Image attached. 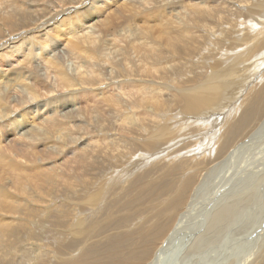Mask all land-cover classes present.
Masks as SVG:
<instances>
[{
    "label": "bare ground",
    "instance_id": "obj_1",
    "mask_svg": "<svg viewBox=\"0 0 264 264\" xmlns=\"http://www.w3.org/2000/svg\"><path fill=\"white\" fill-rule=\"evenodd\" d=\"M119 1L0 0V166L8 170L6 176L0 174V180L7 181V175H12L16 171L11 161L13 159L23 160L26 164L27 156L36 155L39 159L43 158L45 162L49 161L45 170L59 179L65 176V172L70 173L80 160L87 167V179L85 175L75 174L80 189L77 192L81 191V194L85 195L83 207L91 206L101 200L109 188L105 184V177L93 183L90 176L98 179L105 176L111 162L115 169L113 172H117L118 178L119 174L126 177L125 174H131L132 171L147 164L152 165L153 161L163 157L166 165L162 166L167 170L163 172L167 179L165 183L168 185L170 180L168 177L180 174L183 162L180 160L173 166L169 158L174 156L169 157V152L161 154L162 156L160 153L173 147L172 142L185 135L190 127L198 132L207 130L194 137L188 135L191 141L186 147L188 152H183L185 155L182 153L180 157H174L176 159L183 157L190 162L200 157L198 162L201 168L198 172L201 175H197L200 179L195 182L190 175L196 171L189 169L178 179L180 186L178 195H175V192L171 193L170 201H177V196L185 199L183 210L173 216L166 235L152 249V254L148 256L149 250L143 248L140 252L144 256L135 257L139 259V263L148 259L146 264H250L258 261L257 257L262 256L264 252V70L260 75V81L250 86L244 93L230 94L227 81L237 75H243L251 68L248 64L240 68L244 63L240 60L245 61L247 55L264 48V36L258 38L259 31L264 29V19L259 22L260 17L264 18V0L256 1L250 10H245L248 15L253 14L251 16L253 22H257L261 28L257 25L256 29L260 28L258 31L253 28L254 31L244 34L247 39L244 36L236 37V33L233 41L235 45H247L245 41H249L250 46L246 49L244 46L240 54L233 55L232 61H227L231 56L224 50L215 47L217 42L213 41L209 45L207 39V43L204 41L205 37H194L197 28L212 29L213 23L222 25L223 19L220 16L225 14L215 18L217 14L224 13L223 7L229 5L228 2L125 0L120 4ZM112 5L116 6L113 10V14L117 15L115 20L112 21L110 18L111 21L99 20L101 14ZM164 17L170 21L171 18H175L179 24L174 22L172 27L162 24ZM94 18L97 20L92 24L93 29L84 33V30L89 28L85 24L92 22ZM226 18L225 16V20ZM229 20L226 22L231 26L232 21ZM150 21L154 22L148 23ZM253 22L251 20L250 23ZM155 23L162 24L168 29L165 30L161 25L164 31L161 34L162 43L155 40L153 38L155 36H148L147 31L150 29L148 27ZM247 27L248 24L245 28ZM216 31H212L213 34ZM226 36L228 37L227 34ZM107 38L111 41L106 42ZM219 40L221 43L224 42V39ZM199 45L207 47V53L211 51L210 49L213 52L218 51L220 57L218 61H221L219 65L218 63L207 65L209 72L206 70L207 74L199 76L198 81L192 80L194 85L187 88L185 85L189 83L186 84L179 79L181 76L187 77V70L174 66L179 61L174 62L172 59H176V56L187 57L189 60L198 58L204 53L203 46L200 48ZM106 46L109 48L108 54L103 53V47ZM260 60L261 63L264 62V51L261 52ZM222 64L227 65L220 68ZM15 66H19L17 70L13 69ZM9 67L13 69L9 71L13 80H9L11 76H7V70H4ZM115 75L117 80H114ZM145 76L155 79L138 80ZM246 77L244 74V78ZM101 82L104 86L100 85ZM246 84L244 85L247 86ZM96 85L103 86V89L108 91L102 93L106 97L101 107L103 127L106 123L108 128L114 127L112 136L117 138L106 136L102 129L101 141L94 140L92 144L87 140L83 143L82 140L86 138L83 135L84 133L89 135L93 119L100 113V109L81 107L77 102H73L76 98L74 92L91 90ZM72 88L78 89L70 93L69 89ZM42 107H48L50 117L36 115V113L39 115ZM19 111H22L20 113L22 115L18 119L19 115L15 114ZM34 112L35 117L32 116ZM174 113L178 115L176 118ZM216 113H219L217 117L213 115ZM211 117L213 118L210 120ZM189 118L191 124L188 122V125L178 127L182 120L187 123ZM28 119H39V122L27 129L23 121ZM59 119L65 123H61ZM251 122H254V125L245 136L237 142H232L231 133L239 132L241 126ZM183 129L185 132H181ZM133 136H136L135 141L129 142L131 140L129 137ZM124 138H128L129 141H125ZM108 141L115 146L108 144ZM113 141H116V144H113ZM176 143L178 145L179 141ZM90 145L96 146V149L88 152ZM97 147L103 152V163L109 162L107 168H103V163L96 162ZM134 147L139 150H133ZM160 147L162 148L159 150ZM157 149L159 151H156ZM172 150L174 152V149ZM113 153H117L116 157L123 160L118 166ZM7 155L13 159L7 158ZM106 179L110 180L108 177ZM50 181L53 182L54 179L47 177L44 184L46 186L52 184ZM147 181L148 186L152 185L151 179ZM111 183L114 184L113 181ZM172 185L166 188V192ZM17 186L20 190H27L34 185ZM153 187H157V184L155 183ZM3 188L5 185H0V211H7V197L2 193ZM62 188L59 185V189ZM60 190L48 188L47 192L56 194L55 192ZM77 192L70 191L71 197L77 199L79 196ZM175 211L176 209L167 213L165 216L169 215L165 219H159L160 225L168 224L170 216L174 215ZM77 217L81 218L82 215L79 214ZM79 218H76V228L83 224V220ZM131 220L132 218L129 221ZM9 226L10 223L0 226V243L3 245L0 244V264H84L82 263L84 260H88V264H124L119 259L120 254L115 243V253L107 257L102 255V248H99L101 254L97 258L89 256L83 250L85 254L80 258L76 256L78 260L69 261L65 258L66 254L59 253L65 250L73 253L75 248H79L83 238H77L73 233L71 239L74 244H66L62 240L61 245L57 240L52 244H60L62 247L51 251L38 245L36 250L38 257L32 261V258L25 256L26 252L22 246L20 252L7 249L12 244L6 241L10 237L7 233ZM255 232L257 233L255 238L253 237V243L247 241L248 238L245 236L249 234L252 239L250 234ZM233 238L240 241L233 244L231 243ZM19 242L16 240V243ZM249 242L252 244L248 245ZM47 243L48 240L44 238L42 244ZM116 253L119 257L113 258ZM129 264L136 262L130 259Z\"/></svg>",
    "mask_w": 264,
    "mask_h": 264
},
{
    "label": "rangeland",
    "instance_id": "obj_2",
    "mask_svg": "<svg viewBox=\"0 0 264 264\" xmlns=\"http://www.w3.org/2000/svg\"><path fill=\"white\" fill-rule=\"evenodd\" d=\"M124 1L125 0H122V1L120 0L118 3L123 4ZM217 1H219V0H217ZM224 1L228 2L229 5H227L226 7H223L225 10L224 13L217 14L215 19H217L218 16L225 14V16L227 18L228 17H229V19L231 18V20L228 19L229 21H232L231 26H230V24L229 25L227 24V22H228L227 18L225 20V16L222 15V16H220L221 19H223L221 21L222 25H219V23H213L211 25V27L214 25L212 27V29H204L205 31L203 29L197 28L198 30L196 29L197 33L194 34V37H199V36L205 37L204 41L206 43L208 41L209 45L211 43H213V41L217 42L215 44V47H217L218 49H220L222 51L224 50V52H226L229 56H231V58H229L227 61H230V60L232 61L233 55L236 56V55L240 54L244 48L246 49V47L250 46V44H248L249 41H245V43H247V45L246 44L235 45L233 43V41H234L236 33H237L236 37L244 36V38L247 39V37L244 34H249V33H251L252 30L254 31V29H255V31H258V29L261 28L257 22H253L254 20L251 18V16L253 14L248 15V13L246 12L252 8L253 4L256 1H260V0H255V1L254 0H241V1L240 0H224ZM246 3H247V5H246ZM115 7L116 6L113 7V5H112V7L107 8L106 12L101 14L99 20L108 19L109 21H111L110 19H112V21H114L115 17L117 16L116 14H113V10ZM228 8H229V10H228ZM235 8H238V9L235 10ZM229 11H230V14H229ZM232 12H234V13H232ZM242 12L244 15L242 14ZM156 15H159V13H156ZM239 15H241V16H239ZM165 17L162 20V24H167L171 27L174 24V22L176 24H179L175 18H173V19L171 18L172 21H170L169 18H165ZM257 18H259V16H257ZM250 19L252 20L253 23H250L251 22ZM262 19H264V18L260 17L259 22H261L260 20H262ZM95 20H97V18H94L92 22H90V23L88 22L85 24V26H87L89 28L84 30V33H86V31L88 32V30L90 32L93 29L92 24L94 23ZM240 21H241V23H240ZM136 22L140 23L139 21H136ZM152 22H154V21H150L148 23H152ZM254 23H255V26L253 27ZM162 24L159 25V23H155L151 27H148L150 29H148V31H147L149 33L148 36H155L153 38L155 40H157L159 43H162L161 34L164 33V31H162V29H163ZM247 24L249 27L251 26V28H249V27L245 28V26H247ZM180 25L182 26L183 23H181ZM257 25L260 28L258 27V29H256ZM240 27L243 29L241 30ZM164 29L168 30L165 27H164ZM210 30H212L213 32L216 30L217 31L213 34L212 31L210 33ZM208 31H209V33H208ZM227 31H229V32H227ZM225 32H227V33H225ZM207 34H209V35H207ZM226 34L228 35V37L226 36ZM259 34H260V36H259ZM259 34H258V38L263 37L264 36V29L259 31ZM225 37H226V40H225ZM206 39H207V41H206ZM219 39H224V42L221 43V41ZM59 41H61V40L59 39ZM105 41L109 42V41H111V39L107 38ZM218 41H220V42H218ZM150 43H152V41H150ZM200 44H201V42H200ZM209 45H208V47H210ZM199 46L201 48L203 45H199ZM103 48H104L103 53L108 54V52H109L108 46L103 47ZM203 49H204V51H203L204 53H202V55H200L198 58H196V57H195V59L193 58V60H189L187 57L179 58L176 55L175 56H176L177 60L172 59V61H174V62L179 61L174 66H180L182 68L184 67V69L187 70V72H186L187 77H184V76L179 77L180 81H185L186 84L189 83V85H185L187 88H190L194 85V83L191 82L192 80L198 81V79L200 78L199 76H201L203 74L206 75L209 72L207 65H210L212 63H218L217 65L220 64L221 60L218 61V59L220 58L218 51L213 52L212 49L209 48L211 51L207 53V47L203 46ZM263 51H264V48L260 51H255L254 53H250L249 55H247V57L245 58L246 59L245 61L240 60V62H244L240 65V68L242 66H245V64H248L249 67H251L250 69H252V70L249 69L246 73H244L245 76H247L246 77L247 79L244 78V74L243 75L241 74L242 76L237 75L236 77H233L234 81H232L233 78L227 81V85H229L227 88H228V91L230 94L236 93V92L244 93L245 90H248V88H250V86L257 84L260 81V75L262 74V72L264 70V62L261 63V60H260L261 52L263 53ZM158 52H161V51L158 50ZM258 57H259V59H258ZM169 61H171V60H169ZM226 65L227 64H225V65L222 64L220 66V68H225ZM18 67L19 66H15V67H13V69L17 70ZM13 69L10 67H9V69L4 68V70H7V76H11L10 77L11 79H9V80H13V78H12L13 76L11 75L12 73L9 72ZM206 70H208L207 73L205 72ZM200 72H202V74ZM145 78L140 77V78H138V80L152 81L155 79V78L150 77V76H145ZM114 80H117L116 75H115ZM235 80L236 81L238 80V81L235 82ZM251 80L252 81L255 80V81H253L254 83ZM176 81H177V79L175 80V82ZM239 81H241V82H239ZM244 81H246V82H244ZM234 82H235V84H234ZM238 82H239V84H238ZM242 82L244 84H246L247 82L250 84L252 83V84L251 85L246 84L247 86H245L244 84H242ZM190 83H192V84H190ZM11 84H14V82H12ZM100 85L104 86V83L101 82ZM97 86H99V85H96L91 90L89 89V90H84V91H80V92L79 91L74 92L76 98L73 100V102L74 101L77 102L78 105H80L81 107L87 106L90 108L100 109V113L97 114L96 117L93 119V127L90 129V132H89V130H86L87 132H89V135H87L83 132L84 133L83 136L86 137L85 139L82 140L83 143L84 142L86 143L87 140L88 141L90 140L92 142V144H94V140H98V141L100 140L101 141L102 129L104 130V132H106V136H110V138L115 137V136H112V135H114V131H113L114 127L111 126L108 128L107 123L103 127V118H102L101 107L104 105L106 97L102 93H106L108 91L104 90L103 86H101V87H97ZM234 87H237V88H236V90L233 91L232 89ZM245 87H247V88H245ZM76 89H78V88H72V89H69V91L71 93L72 91H74ZM78 93L81 94V96ZM91 95L92 96L94 95V96L92 97ZM69 99H70V97L68 98V100ZM83 100H85V102ZM51 111H53V109ZM39 112H40L39 115L36 112H34L32 114V116L33 117H35L36 115L39 117L42 115H43L42 117H46V115H47V117L51 116L50 115L51 113H49L48 107L47 108L46 107L40 108ZM20 113H22V111H19L15 114V115H19L18 119L22 115ZM35 113H36V115H35ZM219 113H216L213 115H215L217 117V115H219ZM256 113H257V111L254 112V114H256ZM177 116H178L177 113H174V118H176ZM188 117L186 116V118H188ZM212 118L213 117H211L210 120ZM174 120H176V119H174ZM185 120L186 119H184V121ZM189 120L186 121L187 123H184L182 120V122L178 125V127H180V125H183V124L188 125V122H189V124H191L190 123L191 119L189 118ZM59 121L61 123H65V121L62 119H59ZM113 121H114V119H113ZM23 122L26 123L25 124L26 128L30 129V128L34 127L35 123L39 122V119H37V120L28 119L27 121H23ZM32 122H34V123H32ZM196 122H197V120H196ZM253 125H254V122H251L248 125L241 126V129L239 132L231 133V141L237 142L240 139H242L245 136V134L253 127ZM28 127H30V128H28ZM71 128H74V127H71ZM192 129H193V127H190V129L187 131V133L185 135L180 136L179 139H177L178 138V136H177L176 137L177 140H174V142H172L173 147L174 146L175 147L174 148L172 146L171 147H172V149H174L175 153L172 152L173 150L170 147L166 151L160 153V155L161 154L163 155L164 153L169 152L170 153V155L168 153L169 157H173V156L174 157H180L183 152H188L186 147L188 146V144L191 143L190 137H192V136L194 137L198 133H204L207 131V130H205V131L202 130V131L198 132V131H195ZM185 130H186V128H185ZM72 132H74L77 136L79 135V133H77L75 131H72ZM181 132H185L184 129ZM106 136H102V137L104 138ZM115 138H117V136ZM135 138H136V136H133V137H129V139H131L130 141L128 138L127 139L124 138V140L125 141L128 140L129 142H132V141L134 142ZM137 138L140 140L143 139L142 137H137ZM122 140H123V138H122ZM177 141H179L178 145H176ZM87 144H89V143H87ZM108 144H110L109 141H108ZM113 144H116V141H113ZM119 145L121 146V143H119ZM111 146H115V145H111ZM39 148H42V147H39ZM161 148L162 147H160L158 149L160 150ZM93 149H96V146L90 145V147L88 148V152H90ZM158 149L156 151H159ZM133 150L137 151L139 149L138 148L135 149V147H134ZM185 150H187V151H185ZM223 152H224V150L222 151V153ZM96 153H97L96 162L98 164H102L104 161V156H103V152L100 150L99 147H97ZM116 154L117 153H113V157H115V161H116V164L118 166V165H120L119 163L123 160L116 157ZM174 157L169 158L170 163L172 162V164L174 166V163L176 164L181 160L180 162H183L182 163L183 168H182L180 174H177V175L172 176V177H168V178H170V180L168 181L169 182L168 185L165 183V182H167V179H165V177H164L165 176L164 172L167 170H164V168L162 166L163 164L166 165L165 159H162L163 157L153 161L154 162V163H152L153 166L147 164V165H145V167H142V168L139 167L138 169L132 171L131 174L130 173L125 174L126 177L121 176L119 174V176H117L119 178V180H118V178H116L117 172L116 171L113 172V170H115V169L113 168L112 162H111V164L109 166V170L106 172V174H104L105 176H101L100 179H98V177L96 178V177L90 176V178H92V180H93L92 181L93 183H95L96 180H103L102 177L103 178L105 177L104 178L105 184H106L107 188H109V189L106 190L105 195L103 196V198L101 200H99L96 203H93L94 205L83 207L82 203H85L84 202L85 195L81 194L82 193L81 191L77 192L80 189H79V182H77L75 180V174L85 175L86 179H87V167H85L80 160H78V162L75 164V168L72 171H70V173L65 172V176L63 178L59 179V178H55V175L53 173L45 170V167L48 166L47 163L49 161L45 162V159H43V158L39 159V157L36 155L27 156V159H26L27 163L25 164L23 160L13 159V157L7 155V158L13 159L11 161H13L14 168L16 169V171H14V173L12 175H7V181H1L0 180V185H5V188L2 189V193H4L5 196L7 197L6 198L7 201L5 200L7 202V204H6L7 211H0V226H2L3 224L5 225L7 223H10V226L8 228V231H7L8 236L10 235V237H8L6 239V241L8 240V242H10L12 244L7 249L10 251H13V252H20L21 251L20 247L22 246L23 251L26 252L25 256L32 258V261H33V260L37 259V257H38V254L36 251L38 249V245L47 248L48 251H51L55 248H61L62 247L61 246L62 240L65 241L66 244L73 243L72 239H71L72 233H73V234L77 235V238L78 237L83 238V241L81 242V245L79 246V248H75V252L72 253V252H70V250H68V251L65 250V252L59 253V254H62V253L66 254L67 256H65V258H67L69 261H74L77 258L76 256H79V258H80L83 254H85L83 252V250L87 254H89V256H93V257L97 258V256H100L101 250L103 253L102 255L107 257V255L115 253L114 248L118 247L120 257H119V254L116 253L117 255L113 256V258L119 257V259L122 260L124 264H129L130 259L135 260L136 264H146L148 259H145V261H141V263H139V259H137L135 256L136 255H143L144 256V254H142L140 252L143 248H147L149 250V252H148V256H149L152 249L158 245L159 240L162 239V237L164 235H166V232L168 231L170 225L172 224L171 221L173 219V216L177 215L178 213H180L183 210V207H184L183 202H185V199H180V197L177 196V198H178L177 201H174V200L170 201L172 199L171 193L175 192V195H178L177 191L180 187L178 185V179L182 176L183 172L186 173L189 171V169L192 171L193 170L196 171L195 173L190 175V176H193L192 179L195 182H197L200 179L199 176H197L198 174L201 175V173L198 172L201 168V166L199 165V162H198L200 157L192 160V162H190L189 159H186L183 157H181L180 159H176ZM175 160H176V162H175ZM30 163H34V165H31ZM108 164H109V162L103 163V165H102L103 168H107ZM122 167H123V165H122ZM144 170H146V171H144ZM161 170H162V172H161ZM6 173H8V170L6 171V168H3L2 166H0V174L2 176H6ZM47 177H52L54 179V181L53 182L50 181L52 184H49L46 186L44 183L47 181ZM106 177H108L110 180H112L114 182V184L111 183L112 181L106 179ZM132 177H134V178L132 181H130L132 179ZM147 178L151 179L152 185L148 186V181H147L148 179ZM107 181L109 182V184ZM160 181H162V182L160 183ZM170 182H172V183H170ZM155 183L157 184V187H153V185ZM19 184L23 185V186L26 184L34 185V186L29 187L27 190H24V189L20 190V188L17 186ZM59 185L63 187L61 190L59 189ZM171 185H172V187L169 189V191L167 190V192H166V188H169ZM16 186L18 189H16ZM47 187L51 188V189L56 188V189L60 190V192H55L56 194H51V193L47 192V189H48ZM90 188H93V187L90 186ZM68 190L76 191L79 195L78 198L74 199L73 197H71V193ZM91 190H93V189H91ZM88 193H91V191H88ZM165 199H168L170 202H164ZM73 205H79V206L74 207ZM175 209H176V211H175L174 215L170 216V218H169V220H170L169 223L161 226L160 223L158 222V220L159 219H165L166 217H168L169 214L167 216H165V215L167 213L173 212ZM179 209H181V210H179ZM64 213H66V215ZM79 214L82 215L81 218L77 217ZM76 218H79V220L80 219L83 220V224L77 228L75 225ZM130 218H132L131 221H129ZM256 233L257 232L250 234V235H252V239H250L251 236H249V234H248V236H245L246 239L248 238L247 241H250L253 243V237L255 238ZM14 236H15V238H13ZM44 238H46L48 240V243L45 245L42 244ZM85 239H87V240H85ZM16 240H19L20 242L16 243ZM57 240L59 241V243L61 245L60 244H52L54 241H57ZM238 241H240V240L239 239L234 240V238H233L231 243L236 244ZM250 242H249V244L248 243L247 244L248 245L252 244ZM114 243L116 244L115 247H114ZM145 243H146V245H145ZM228 244L230 245V243H228ZM228 244H227V247H229ZM109 245H112L111 248H107ZM99 248H102V249L100 251H98ZM130 253H132V255H129ZM68 254L75 256V257L72 258ZM261 255L262 256L257 257L258 261H256V262L254 261L252 263L250 262V264H264V252ZM76 260H78V259H76ZM82 263L88 264L89 261L84 260V261H82ZM91 264H97V263H91Z\"/></svg>",
    "mask_w": 264,
    "mask_h": 264
}]
</instances>
